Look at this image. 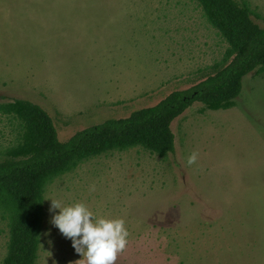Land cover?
<instances>
[{
    "label": "rangeland",
    "instance_id": "1",
    "mask_svg": "<svg viewBox=\"0 0 264 264\" xmlns=\"http://www.w3.org/2000/svg\"><path fill=\"white\" fill-rule=\"evenodd\" d=\"M236 1L264 28V0ZM227 49L195 0H0V104L38 105L66 142L196 86L226 65ZM242 85L236 107L195 103L177 118L174 153L89 159L44 198L123 219L130 236L115 264H264V74ZM18 137L0 112V162ZM50 203L36 264H82L50 224ZM8 241L0 211V264Z\"/></svg>",
    "mask_w": 264,
    "mask_h": 264
},
{
    "label": "trees",
    "instance_id": "2",
    "mask_svg": "<svg viewBox=\"0 0 264 264\" xmlns=\"http://www.w3.org/2000/svg\"><path fill=\"white\" fill-rule=\"evenodd\" d=\"M228 44L226 65L196 86L174 91L152 107L127 118L110 119L61 142L52 117L26 100L0 104L18 122L17 143L0 162V211L8 221L9 241L2 264H36L40 249L46 187L85 161L111 152L140 148L159 157L175 151L171 125L195 103L202 111L236 107L243 79L264 74V28L248 5L236 0H195Z\"/></svg>",
    "mask_w": 264,
    "mask_h": 264
},
{
    "label": "clouds",
    "instance_id": "3",
    "mask_svg": "<svg viewBox=\"0 0 264 264\" xmlns=\"http://www.w3.org/2000/svg\"><path fill=\"white\" fill-rule=\"evenodd\" d=\"M198 154L193 152L187 163L195 164ZM50 201V224L71 241L75 252L82 258V264H115L130 236L123 219H110L94 213L82 202L65 204L51 195L43 201ZM51 243V242H49Z\"/></svg>",
    "mask_w": 264,
    "mask_h": 264
}]
</instances>
